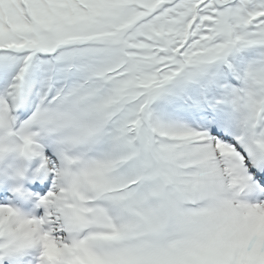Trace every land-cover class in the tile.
<instances>
[{
	"label": "snow or ice",
	"instance_id": "snow-or-ice-1",
	"mask_svg": "<svg viewBox=\"0 0 264 264\" xmlns=\"http://www.w3.org/2000/svg\"><path fill=\"white\" fill-rule=\"evenodd\" d=\"M0 264H264V0H0Z\"/></svg>",
	"mask_w": 264,
	"mask_h": 264
}]
</instances>
